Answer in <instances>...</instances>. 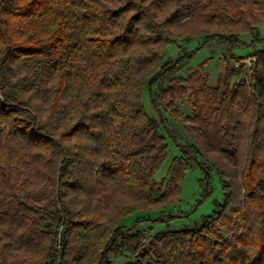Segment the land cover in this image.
<instances>
[{
	"label": "trees",
	"instance_id": "16d2710c",
	"mask_svg": "<svg viewBox=\"0 0 264 264\" xmlns=\"http://www.w3.org/2000/svg\"><path fill=\"white\" fill-rule=\"evenodd\" d=\"M263 21L264 0H0V264H264ZM196 39L262 47L250 84H232L235 65L223 89L193 72L195 116L181 118L172 77ZM169 137L180 155L159 181ZM194 167L222 186L202 225L142 229L184 217L172 209Z\"/></svg>",
	"mask_w": 264,
	"mask_h": 264
},
{
	"label": "rangeland",
	"instance_id": "374dc122",
	"mask_svg": "<svg viewBox=\"0 0 264 264\" xmlns=\"http://www.w3.org/2000/svg\"><path fill=\"white\" fill-rule=\"evenodd\" d=\"M259 36L264 38V21L259 27ZM243 41L250 43V36H243ZM188 51H195L194 57L192 61L186 65L179 74L172 77V79H179L181 83H179L178 88H182L184 94L181 99L173 100V108L176 107L178 111V115L181 118H192L195 116V108L193 106V102L196 100L194 96H192L191 83L189 82L193 72H199L200 78L199 80L196 78H192V81H197V85L205 84L210 88H224V78L227 72V66L230 64L241 69V73L235 77L232 84L236 82H240L245 79L249 84L251 83L253 72L250 70L255 61V57L250 56L253 55L257 50H259L262 45H256V51L252 46H233L229 43H222L220 40H213L204 44L202 39H196L192 42L185 45ZM258 52V51H257ZM253 53V54H252ZM238 57H246L242 60L239 65L237 63V59L233 56ZM179 56V47L178 45H170L167 48L166 57L168 60H176ZM238 64V65H237ZM240 72V71H239ZM168 87V83L166 84ZM253 87H251L252 89ZM182 92V93H183ZM202 99V98H201ZM209 100V97L204 99V102ZM145 107L149 115L153 118H157L159 120V112L153 107L152 102L150 100L149 91L146 90L145 94ZM171 110V108H170ZM167 125L176 137L178 143L182 146H188L190 144V138L187 132L180 126L179 122L175 121L173 118L169 117L167 114ZM188 127L195 128L197 125L191 121L186 123ZM197 129V128H195ZM165 131L166 130L162 129ZM167 135V134H166ZM169 141V156L166 162L163 164L159 172L157 173V178L160 180L166 178H170V169L172 165V159L180 155V151L176 145V143L172 140L171 137L168 138ZM237 143L239 146V153L242 152L245 146L244 139H237ZM204 179L205 174L203 171L198 169L197 167L190 168L187 172L186 181L183 187L181 202H179L172 210L173 213L179 216H184L182 218H177L173 221L166 223H156L152 224L151 222L145 223L141 228L142 229H150L153 228V234L167 233V232H177L184 230H193L197 227H200L204 221V218L212 213L217 203L222 200V186L218 177L214 174L212 177V181L206 187H204ZM132 224V221L128 220L126 225L128 227ZM151 235V236H152ZM127 263V260L117 261L114 264H123Z\"/></svg>",
	"mask_w": 264,
	"mask_h": 264
},
{
	"label": "built area",
	"instance_id": "2783aa9c",
	"mask_svg": "<svg viewBox=\"0 0 264 264\" xmlns=\"http://www.w3.org/2000/svg\"><path fill=\"white\" fill-rule=\"evenodd\" d=\"M255 61H256V58H255ZM255 61H253V63H254ZM237 65H238V64H237ZM239 65H240V63H239Z\"/></svg>",
	"mask_w": 264,
	"mask_h": 264
}]
</instances>
